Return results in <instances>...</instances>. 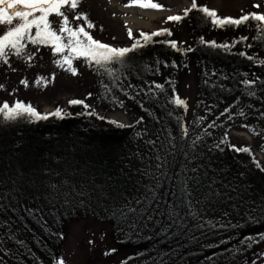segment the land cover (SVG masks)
Here are the masks:
<instances>
[{
	"label": "trees",
	"instance_id": "1",
	"mask_svg": "<svg viewBox=\"0 0 264 264\" xmlns=\"http://www.w3.org/2000/svg\"><path fill=\"white\" fill-rule=\"evenodd\" d=\"M183 21L193 42L178 48L192 52L151 44L118 66V81L87 66L96 84L66 102L70 117L0 127V264H55L68 225L82 219L108 227L115 254L129 251L119 264H264V172L252 152L229 147L247 146L224 139L232 128L264 139V40L249 21L247 40L213 49L199 43L216 41L202 32L200 14ZM209 26L210 34L235 33L220 44L246 37L244 25ZM50 53L41 48L33 64ZM189 62L199 74L187 114L169 101L173 90L183 99L178 81ZM72 99L105 119L76 115L85 110L69 106ZM98 108L132 122L119 128Z\"/></svg>",
	"mask_w": 264,
	"mask_h": 264
},
{
	"label": "rangeland",
	"instance_id": "2",
	"mask_svg": "<svg viewBox=\"0 0 264 264\" xmlns=\"http://www.w3.org/2000/svg\"><path fill=\"white\" fill-rule=\"evenodd\" d=\"M154 2L162 5V9H141L136 5L129 6L130 0H82L77 11L87 14L88 19L95 25L93 29H86L95 39L114 47L130 46L132 40L127 35L129 29L133 32L134 38H139L141 31L150 33L161 28H169L172 31L171 38L176 40L178 46L182 48L191 46L193 41L190 39L189 27L183 20L179 23L166 22V18L170 15H183V10L191 6V0H154ZM197 4L215 10L220 17L239 18L241 15L254 12L264 14V0H197ZM73 23L74 25L84 24V21ZM251 24L244 25V29L247 30L243 31V35L247 38L250 34L246 33L252 32L249 30ZM202 27V32L216 42L235 37V33L228 30L224 33H208L209 22H204ZM2 31L3 29L0 28V32ZM31 50L34 51V49ZM53 60L54 57L50 53L42 60L36 59L34 64L33 60L31 65L22 60L14 63L10 61L9 65L0 64V85H3L0 89V103L19 100L30 103L42 113H48L55 107L64 109L66 102L71 98L85 97L91 86L90 83L96 84L90 70L82 60L74 62L79 73L77 76L61 70L53 63ZM193 66L194 63L189 62L188 68L187 66L185 68L188 70L179 75L178 81V93L186 101L187 114L193 107L198 89L199 73ZM53 74H55L54 79ZM37 77L46 78L47 86L37 87L35 84ZM22 79L27 80V87L20 83ZM98 114H103L109 120L124 125L131 123L133 118L120 110L103 113V110L98 108ZM226 133L232 144L249 147L252 155L264 168V156L260 152L264 139L249 135L247 129L232 128ZM90 240L93 243L90 244ZM113 248L114 244L109 240L108 227L105 224L88 219L76 220L68 225L57 258H63L65 264H119L129 251L105 255Z\"/></svg>",
	"mask_w": 264,
	"mask_h": 264
},
{
	"label": "snow or ice",
	"instance_id": "3",
	"mask_svg": "<svg viewBox=\"0 0 264 264\" xmlns=\"http://www.w3.org/2000/svg\"><path fill=\"white\" fill-rule=\"evenodd\" d=\"M81 3L82 0H0V28L3 29L0 32V64L9 65L10 58H16L31 65L36 53L41 48L46 47L50 49L54 57L53 63L72 76L79 74L78 69L74 66V62L82 60L88 67L96 70L98 74L103 73L113 81H118V66L125 65L130 54L151 44L160 43L178 52L187 53L193 51L191 47L181 50L178 48L175 40L154 39L156 37H171L173 33L169 28H161L151 33L141 31L139 38H134L133 32L129 29L127 35L133 42L131 46L127 47H114L103 43L95 39L86 30L93 29L95 25L88 19L87 14L77 11ZM132 5H136L141 9H162V5L154 2V0H130L129 6ZM254 7L258 8L259 5H254ZM194 11L201 15L202 20L210 22L214 29H225L228 27L239 28L242 25H247L249 21L256 22V31L260 35V38L264 40V14L254 12L241 15L239 18L220 17L215 10H210L207 6H198L197 0H192L191 6L183 10V15H170L166 18V22L179 23L183 19L188 18L190 13ZM80 20H83L84 24L74 25V21ZM245 40H247V37H240L239 40H234L231 43L220 44L216 41H206L201 37L199 43L213 49H226L231 51L237 44ZM31 49H35V51ZM237 54L241 57H246L250 61L256 59V57L249 56L244 51H240ZM260 64L264 66V60H261ZM173 66H176L175 63H173ZM54 77L55 74H53V79ZM20 83L25 87L28 86L26 79H22ZM242 83L246 88L250 89L254 81L245 79ZM35 84L37 87H46L48 80L44 77H37ZM152 87L155 89L163 88L159 84H154ZM2 88L3 85H0V89ZM149 91L151 92V88ZM249 94L254 95L251 92ZM88 95L91 96V93ZM113 100H115V97H113ZM68 103L69 106L79 105L84 108V112L76 114L78 116L87 115L95 116L99 120L105 119L103 116H98L94 110L89 111L90 105L85 103L84 100L72 99ZM169 103L175 108L187 111L186 101L176 95L175 90H173V98ZM228 112L229 110L225 109L221 115L223 116ZM71 115V113H67L59 107L50 113H40L30 103L26 104L23 101L16 100L10 105L7 101H4L0 104V127L10 126L20 121L38 123L48 121L50 118L63 120ZM239 115L243 116L244 112L241 111ZM228 118L231 119L232 117L229 116ZM108 123L116 125L119 128L126 127V125L114 120L108 121ZM214 126V123L209 125V127ZM252 131L256 134L255 129H252ZM184 134L187 135L186 130ZM227 138V134H225L224 139L227 140ZM229 147L238 153L251 155V150L248 147L237 148L234 145H230ZM254 163L256 168L264 172V168L258 162L254 161ZM157 167H160V165L158 164ZM128 211L134 213L136 209L130 208ZM61 238H63L62 234ZM260 238L264 239V234H260ZM89 243L91 244L93 241L90 240ZM242 243H245L247 246L246 241H242ZM112 252H115V249H111L105 255H110ZM55 264H65V261L63 258H58Z\"/></svg>",
	"mask_w": 264,
	"mask_h": 264
}]
</instances>
